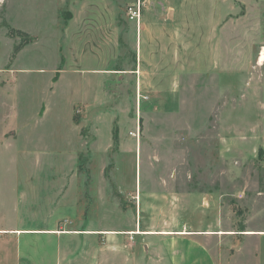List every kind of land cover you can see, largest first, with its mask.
Listing matches in <instances>:
<instances>
[{"label": "rangeland", "instance_id": "rangeland-1", "mask_svg": "<svg viewBox=\"0 0 264 264\" xmlns=\"http://www.w3.org/2000/svg\"><path fill=\"white\" fill-rule=\"evenodd\" d=\"M238 4L0 0V264H57L74 237L27 229H72L78 203L97 205V227H128L135 184L264 204V149L250 142L264 0Z\"/></svg>", "mask_w": 264, "mask_h": 264}, {"label": "crops", "instance_id": "crops-1", "mask_svg": "<svg viewBox=\"0 0 264 264\" xmlns=\"http://www.w3.org/2000/svg\"><path fill=\"white\" fill-rule=\"evenodd\" d=\"M253 2L256 0H239L238 5L245 4L248 7ZM226 3L227 0H217L219 13ZM263 52L260 58L262 62ZM224 55L221 51L216 61L224 62ZM202 56L204 60H209L204 57V53ZM243 56L236 55L233 60L237 58L243 61ZM258 88L256 86L254 92L257 93ZM256 99L250 102V142L257 149H264V119L259 113L264 110V102ZM9 132L7 130L3 134L8 135ZM138 186L135 184L138 190L134 194L137 199L136 218L130 207L122 210L131 215L126 228L95 226L91 210L98 208L97 205L86 207L78 203L73 211L72 229H58L53 225L27 230L48 232L54 236L58 234V237L61 234L74 237L72 247L58 245L53 249V253L57 254V264H264V204L259 206L255 201L249 206L244 205L242 192L239 199L234 201V207L230 208L231 204L222 199L224 194L215 201L209 193L183 194L176 186L173 190L170 186L166 188L167 183H161V186L169 190V194L158 192L152 187L143 194L141 186L140 189ZM108 194L111 198L112 194ZM256 194L264 199V190ZM96 198L94 195L91 200ZM184 200L189 201V205L179 209L178 202ZM143 205L149 215L144 225L139 222ZM190 219L194 221L191 227L188 225ZM195 221L199 223L195 224ZM14 229L10 231H21ZM98 238L101 239L100 245ZM48 250H51L50 247ZM44 252L47 253L46 248H42L41 253ZM44 260L42 258L39 262L28 264H46Z\"/></svg>", "mask_w": 264, "mask_h": 264}, {"label": "trees", "instance_id": "trees-1", "mask_svg": "<svg viewBox=\"0 0 264 264\" xmlns=\"http://www.w3.org/2000/svg\"><path fill=\"white\" fill-rule=\"evenodd\" d=\"M114 141H115V143L118 142V137H117L116 133L114 134Z\"/></svg>", "mask_w": 264, "mask_h": 264}, {"label": "bare ground", "instance_id": "bare-ground-1", "mask_svg": "<svg viewBox=\"0 0 264 264\" xmlns=\"http://www.w3.org/2000/svg\"><path fill=\"white\" fill-rule=\"evenodd\" d=\"M263 58H264V52H263Z\"/></svg>", "mask_w": 264, "mask_h": 264}]
</instances>
